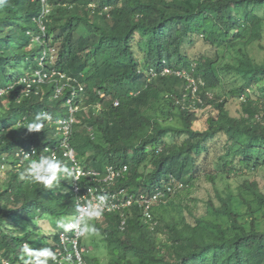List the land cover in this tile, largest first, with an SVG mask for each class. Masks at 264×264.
Wrapping results in <instances>:
<instances>
[{
	"label": "trees",
	"instance_id": "16d2710c",
	"mask_svg": "<svg viewBox=\"0 0 264 264\" xmlns=\"http://www.w3.org/2000/svg\"><path fill=\"white\" fill-rule=\"evenodd\" d=\"M51 2L59 7L44 17L48 36L65 47L56 67L72 75L87 71L90 90L106 83L123 98L130 89L140 91L119 109L110 106L88 120L97 125L98 140L79 133V159L100 170L128 164L129 180L140 186L152 187L169 175L182 183L178 204L153 208L151 221L135 210L121 231L120 212L106 219L101 247L108 264H264V183L257 178L264 170V59L249 52L264 38V0ZM43 10L40 0H0V75L41 56L29 31H40ZM138 34L148 39L146 64L161 74L151 81L149 74H138ZM202 38L212 55L189 49ZM168 66L188 68L195 82L184 88L176 75H162ZM20 92L0 96V171L7 169V178L0 176V264H23L24 244L53 251L40 222L71 212L72 193H61L60 183L45 188L20 176L26 168L16 166L23 156L15 151L40 146L50 136L17 123L52 109V90L45 100L31 94L18 102ZM235 177V191L218 185ZM204 182L210 185L207 196L194 194ZM71 184L66 176L65 185Z\"/></svg>",
	"mask_w": 264,
	"mask_h": 264
},
{
	"label": "clouds",
	"instance_id": "9594fccd",
	"mask_svg": "<svg viewBox=\"0 0 264 264\" xmlns=\"http://www.w3.org/2000/svg\"><path fill=\"white\" fill-rule=\"evenodd\" d=\"M40 1L44 8L40 19V31H29V34H32L33 41L42 47L41 56L28 58L18 63L16 68L8 66L9 73L0 75V96L8 97L13 90L21 88V92L16 97L18 102L31 94H42V100H45L48 89L52 90L50 95L52 109L46 108L42 113L36 114L32 121L28 122L27 118L23 117L17 123L18 126L26 124L25 127L30 132L48 131L50 137L40 146L32 145L26 149L16 150L15 156H23L16 166L23 165L26 168L20 173L21 178L26 175L31 183L41 184L45 188L62 184V181L65 184L66 176H72L71 187L65 191L61 188V193L75 194L73 201L76 218L73 224H60L64 230H59L53 235L48 234L50 235L48 242L55 248L53 251L49 248L33 251L28 244H24L21 260L23 264H29V261H34V264H50L49 259L58 264H91V260L96 259L97 256L98 264H108L109 261L106 259L103 261L95 250L96 247L102 248L101 246L106 243L104 230L109 227L106 219L120 212L121 231L126 230L128 216L135 210L141 212L144 220L151 221L154 218L153 208L173 202L172 199L176 197L182 183L169 175L160 183H154L152 187L140 186L129 180L128 164L119 162L106 165L100 170L86 160L79 159L74 145L78 134L84 133L86 136L89 135L90 139L98 140V136L95 135L97 125L91 124L88 120L99 116L110 106L119 109L124 98L131 99L140 91L130 89L123 98L108 91L106 83L90 90L85 79L87 71L82 72L80 76L59 70L56 67L57 61L65 47L62 43L52 42L44 19L49 17L59 5L56 6L51 0ZM137 59L138 74H149L150 81L152 77L160 74L156 67L146 64V58L144 62L139 57ZM28 60L30 62H27ZM89 71L91 73V68ZM161 71L162 75L179 77L184 83V88L187 83L195 79L194 72L185 67L168 66ZM4 101L9 102L7 99ZM7 104H5L6 108L9 107ZM64 113L66 115H63ZM39 147L41 152L38 150ZM26 159L30 161L25 163ZM2 168L5 169L4 165ZM62 216L64 214L52 218L59 219ZM44 218L48 221V218ZM98 226H102L103 230H97ZM96 233L100 238L91 239L90 237ZM57 235L59 241L55 240ZM85 242L91 247L90 252L93 255H86L89 249L84 245Z\"/></svg>",
	"mask_w": 264,
	"mask_h": 264
},
{
	"label": "rangeland",
	"instance_id": "374dc122",
	"mask_svg": "<svg viewBox=\"0 0 264 264\" xmlns=\"http://www.w3.org/2000/svg\"><path fill=\"white\" fill-rule=\"evenodd\" d=\"M26 28L28 26H25ZM89 29H91V27L87 24L86 26V30L88 31ZM201 37H203L201 35ZM133 43H134V48H135V51H136V54L137 56L139 57V59L141 61H145V58L147 56V51H148V39L144 36V35H141V34H138L135 39H133ZM30 49V48H29ZM189 49L192 50V51H195L196 54L199 56H203V55H212L213 54V51L211 50V46L206 44L204 41H203V38L202 40H199L195 42V44L193 45H190L189 46ZM191 51V55L194 56L195 53ZM250 54L258 59L259 61H262L264 59V38L261 42H258L254 45L251 46L250 50H249ZM27 62H30V60H28ZM9 102L7 101H4V104H7ZM7 106H9V104H7ZM232 106L234 107V104L232 103ZM79 141H81V138L79 137L78 139ZM77 150V148H76ZM86 158H81V160H85ZM6 171L7 169H2L0 171V176L2 178H7V174H6ZM257 178L259 180H261L262 183H264V170L259 172ZM238 183H240V180H238L237 177L235 178H232V179H228V180H223V179H219L218 180V185L221 186V188H224V187H231L234 191L236 190V186L238 185ZM209 187L210 185L208 183H200L199 184V190L197 189L195 191L194 194L198 195V196H207V193H205V188L206 187ZM61 188L63 189V191L67 190L68 189V186H66L64 184V181H62V184H61ZM193 194V195H194ZM190 195V194H189ZM192 195V197H193ZM75 194L73 193L71 195L72 199H71V202H70V209H71V212H70V215H65L62 216L61 218L59 219H54V218H48V221L47 220H43L40 222V227L46 231V234H55L57 231L59 230H64L62 227H60V224H67V223H74L75 222V218H76V209H75V203L73 201V198H74ZM172 200H175L176 204H178L179 202V198L177 197L176 198H173ZM175 207V206H174ZM33 227H38L37 226V223L33 224L32 225ZM90 234L87 235V237H89ZM159 237L161 240V238H163L162 234H159ZM91 239H99L100 238V235L98 233H96L94 236L90 237ZM84 245L86 246V248L89 249V253H87L86 255L88 256H91L93 255L91 252H90V249L91 247L85 242ZM95 246V244L93 245V247ZM96 252L98 253V255L101 257V259L104 261L105 259L109 261V258L106 254V251L103 250L102 248H98L96 247L95 248ZM93 252V251H92ZM85 255V256H86ZM96 259L94 260H91V264H98V260H97V256H95ZM90 264V263H88Z\"/></svg>",
	"mask_w": 264,
	"mask_h": 264
},
{
	"label": "built area",
	"instance_id": "2783aa9c",
	"mask_svg": "<svg viewBox=\"0 0 264 264\" xmlns=\"http://www.w3.org/2000/svg\"><path fill=\"white\" fill-rule=\"evenodd\" d=\"M195 82V79L191 80L190 83H194ZM197 87H194V90H196Z\"/></svg>",
	"mask_w": 264,
	"mask_h": 264
}]
</instances>
